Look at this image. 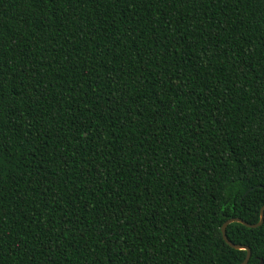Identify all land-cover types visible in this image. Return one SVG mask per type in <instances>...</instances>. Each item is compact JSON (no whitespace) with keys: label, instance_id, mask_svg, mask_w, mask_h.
<instances>
[{"label":"trees","instance_id":"16d2710c","mask_svg":"<svg viewBox=\"0 0 264 264\" xmlns=\"http://www.w3.org/2000/svg\"><path fill=\"white\" fill-rule=\"evenodd\" d=\"M263 205L264 0H0V264H239Z\"/></svg>","mask_w":264,"mask_h":264},{"label":"water","instance_id":"95a60500","mask_svg":"<svg viewBox=\"0 0 264 264\" xmlns=\"http://www.w3.org/2000/svg\"><path fill=\"white\" fill-rule=\"evenodd\" d=\"M263 209H264V205L260 208V215H259V219L256 223H247L246 221H244L243 219L239 218V217H231V218H228L226 219L223 224L221 225V234H222V238L224 240V242H226L229 246H231L232 248H235V249H244L246 250V255L244 257V259L239 263V264H246V262L248 261L249 259V256H250V250H249V247L247 245H242V244H238V243H233L231 242L227 237H226V234H225V227L228 223L230 222H239L247 227H257L259 226L262 221H263ZM261 263V260L260 262Z\"/></svg>","mask_w":264,"mask_h":264}]
</instances>
